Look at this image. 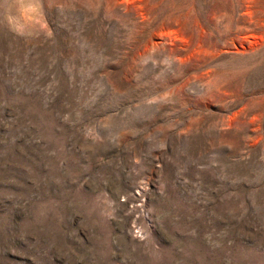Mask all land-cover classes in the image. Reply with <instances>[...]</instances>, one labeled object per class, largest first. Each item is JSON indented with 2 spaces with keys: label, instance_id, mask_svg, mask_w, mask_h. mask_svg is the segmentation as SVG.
Wrapping results in <instances>:
<instances>
[{
  "label": "rangeland",
  "instance_id": "1",
  "mask_svg": "<svg viewBox=\"0 0 264 264\" xmlns=\"http://www.w3.org/2000/svg\"><path fill=\"white\" fill-rule=\"evenodd\" d=\"M0 264H264V0H0Z\"/></svg>",
  "mask_w": 264,
  "mask_h": 264
}]
</instances>
